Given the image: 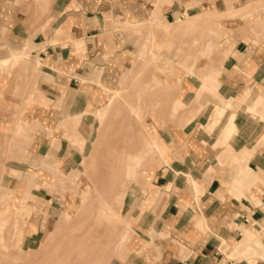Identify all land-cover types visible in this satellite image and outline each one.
<instances>
[{"label":"crops","instance_id":"1","mask_svg":"<svg viewBox=\"0 0 264 264\" xmlns=\"http://www.w3.org/2000/svg\"><path fill=\"white\" fill-rule=\"evenodd\" d=\"M127 91L129 105L158 95L140 105L143 147L91 176L76 209L119 181L96 219L120 236L95 231L103 244L88 249L74 223L43 264L63 245L66 264H264V0H0V135L16 157L1 186L20 209L17 247L43 250L66 228L53 176L78 178L82 162L89 174L99 113Z\"/></svg>","mask_w":264,"mask_h":264},{"label":"rangeland","instance_id":"2","mask_svg":"<svg viewBox=\"0 0 264 264\" xmlns=\"http://www.w3.org/2000/svg\"><path fill=\"white\" fill-rule=\"evenodd\" d=\"M15 65L18 64L15 63ZM128 92L129 91L117 94L115 98H112L109 101L105 109L101 110L104 111V113L102 112V116H99L100 126L97 132V138L93 142V147L90 154L85 158L87 159L91 155H93L94 163L91 169H89V174L83 170L84 165L82 162L80 170L77 171V173L79 174L78 178H75L73 174L68 175L64 173H57L56 176H53L54 178L52 180V185L60 187L61 196L64 197L65 193H67L71 202L70 215H72V218H62L59 221L67 228L66 234H64L63 237L65 235H73V232H71L70 229L72 228V225L76 223L79 227L77 228L75 234L81 236L80 243L85 241L87 245H89L88 249H90V247L94 245L103 244L102 241L95 239V231L96 233L101 235L104 240H106L107 238L105 234H109L116 242L120 236L122 228L119 223L118 225H108L107 223L102 221L100 222L99 219H96V216L98 214L97 205L102 204V202H105V200L108 202L112 201V195L113 193H115V187L113 186L114 181L102 182L104 185L101 184V187L99 186L97 189V192L100 193V197L98 198L91 197L89 193L85 194V207L83 208L82 212H80L81 207H79L78 212L76 213V209L80 204L81 193L86 189V186L89 185L92 191V195H95V186L93 183L94 181L93 178L91 179L90 177L92 176L94 178L105 179L110 172L109 166L111 165L113 156L115 160L116 155H120L122 152H133L143 147L142 137L139 132V121L141 120V113H143L140 105L143 106L145 99H147L148 103L150 100H152L154 101L155 105L159 104L158 95L155 94L156 92L148 91L146 92V94H142L140 97H138L136 93H132L131 97H133V103L129 105ZM130 107L132 108V110H129ZM134 109H136L137 111V120L134 118L133 114H129V112L134 113ZM11 141L12 140L10 136L8 137L6 135H0V226L2 227L5 220H7L4 235L6 238L8 237V244L6 249L0 250V264H20L22 263V261L17 260L16 256H21L24 254L27 255V253L30 252H27V249L18 248L16 244L17 239L15 238V236L13 238L12 229L15 225H17L16 221L18 220L20 209L15 210V199L12 191H8L1 186V172H4L1 169H5L7 161L16 158L12 153L15 148H13V146H10L12 145ZM118 159L120 160V156L116 157V162H119ZM19 160H22V158H19ZM54 179L56 181H54ZM111 187L113 188V192L110 191ZM91 202L93 203L90 204ZM56 225L57 224H54L51 229H54ZM38 246L39 245L32 249H37ZM80 249L81 246H79V250ZM55 250L56 248L52 250L51 255H53ZM57 252L58 251H56L55 253ZM43 261L44 259L40 258L37 262H33L30 264H43Z\"/></svg>","mask_w":264,"mask_h":264},{"label":"bare ground","instance_id":"3","mask_svg":"<svg viewBox=\"0 0 264 264\" xmlns=\"http://www.w3.org/2000/svg\"><path fill=\"white\" fill-rule=\"evenodd\" d=\"M104 113V111H101L100 113H99V116H102V114L101 113ZM114 114V113H113ZM111 116V115H110ZM101 118V117H100ZM127 120V119H126ZM102 124V123H101ZM109 124V123H108ZM128 152L129 151H127V152H122L120 155H118V156H120V160H119V164H121L122 166H119L120 168L121 167H123L124 166V162H125V158H126V155L128 154ZM117 160L115 159L114 160V163H118V162H116ZM118 164H116V166H117ZM112 166H113V164H112ZM116 166H115V168H116ZM118 167V168H119ZM124 168V167H123ZM112 169V168H111ZM113 170H115L114 169V167H113ZM121 170V169H120ZM122 170H124V169H122ZM111 171V170H110ZM116 173L118 172V173H122V172H119L118 171V169H117V171H115ZM116 175V174H115ZM109 177H111V176H109ZM116 176H114V178H115ZM112 179V178H111ZM103 184V183H102ZM104 185V184H103ZM113 186L115 187H119V181L118 182H113ZM106 187V186H105ZM115 187V188H116ZM114 194V193H113ZM113 198H111V200H112ZM109 203H111V201H109ZM6 222H7V220H5V222H4V224H3V226L1 227L0 226V250L1 249H6V247H7V244H8V237L6 238L5 237V235H4V230H5V225H6ZM17 222V221H16ZM14 224V223H13ZM15 225V224H14ZM14 227H15V229H14ZM13 227V229H12V235H13V238H14V236L16 235V232H17V225H15ZM2 230V231H1ZM11 231V230H10ZM66 233V228H64V227H60L59 229H56V230H54L51 234H50V236L48 237V241H47V245L44 247V249L43 250H40V251H35V252H32V253H30V254H28L27 255V257L25 258V261H24V263L23 264H30V263H33V262H37L40 258H43V259H45V258H47L48 257V255H49V252H50V248L53 246L52 245V243L57 239V238H59V237H61L62 235H64ZM112 237V236H111ZM12 238V239H13ZM6 239V240H5ZM69 247V245H63L62 246V250H61V252H59L58 253V256H57V259H56V255H55V257H54V260H52V264H54V262L56 263V264H66V261H65V259H66V255H65V251H66V249ZM95 261V260H94ZM89 264H91V262L89 263Z\"/></svg>","mask_w":264,"mask_h":264}]
</instances>
